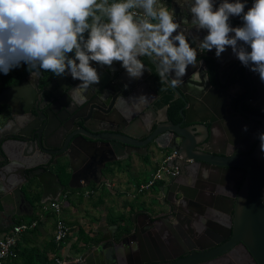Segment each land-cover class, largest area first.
<instances>
[{
	"label": "water",
	"instance_id": "obj_1",
	"mask_svg": "<svg viewBox=\"0 0 264 264\" xmlns=\"http://www.w3.org/2000/svg\"><path fill=\"white\" fill-rule=\"evenodd\" d=\"M166 3L170 10L175 9L176 17L182 22V26H190V23L187 22L191 18L189 12L191 0H166ZM232 25L239 26L236 23H232ZM185 34L189 36L190 42L194 41V47L198 45L199 39L202 38V33H198L196 30L188 31ZM228 51H231V49ZM207 56L215 64L213 79L211 80L203 69L198 56L196 66H189L187 74L183 77V83L177 86H172L170 82L173 78L172 76L167 79L160 77L156 63H154L153 58L149 57H145V62L143 57L140 58L145 65V71L139 79L129 78L118 62L114 64V72L108 68L100 69L99 66H96L101 73L100 83L93 85L87 91L79 93V96L85 98V100L81 102L80 110L74 114L75 125L80 129L74 133L78 138L76 145L73 146V142H67L60 148V146L57 147L47 143L49 148H58L59 150L45 153L38 149L39 145L41 146L40 140L37 142L38 147L36 149L35 144L21 139V134L20 138L9 136L4 138V142L0 140V206L2 212H6V206L16 208L22 206L28 210V212H23L24 215H31L33 208L25 197L23 187L27 186L30 192L35 190L36 185L30 182L32 178L36 179V184L41 189L39 201L41 205L49 201H58L61 196H65L63 195L65 189L58 175L53 173L47 165V161L54 155L56 156L55 159L63 160L62 167L65 168L66 172L69 171L70 179L67 188L69 190H83L89 187L91 183L94 185L100 184L102 170L105 165L126 158L128 154L132 153L129 148L133 149L135 154L146 155L145 147L152 139L168 138L171 141H182L184 144L189 137L190 130H192L197 136H200L202 131L205 132L203 141L207 144L211 143L215 120L213 118L197 117L196 114L202 112L200 109H196L192 117L188 110L192 111L194 105L199 103V101L201 104L204 102L208 106H218L220 104L218 96L228 94L227 86L231 77L228 80L221 79V74L219 70L217 71V68H221L222 59L215 57V50L209 52ZM223 56L224 54L221 57ZM32 73L27 75L25 81L18 86L0 92V106L11 105L10 101L15 100L19 105L23 106L21 112L24 114L28 113L29 104H31L35 93L33 87L36 86L39 79L38 73L36 75H32ZM153 73L158 75L164 86L173 93V98H177L182 102L181 119L190 126L187 128L190 130L183 129L180 125H175L169 121L167 107H164L162 112H160L163 118L162 116L161 118L159 117L160 113L152 105H146L142 108L143 103L140 102L139 93L142 90H150V86L157 85V81L152 75ZM251 76H253V73L245 68V77L250 79ZM63 78L69 81L67 88H65L68 91L79 83L70 76ZM205 93H207V97L209 96L208 100L207 97L204 99L203 95H206ZM22 97L23 99L20 100ZM137 98L139 101H137ZM87 105L91 106L90 109H86ZM202 109L203 113L206 110L208 111L206 107ZM238 109L240 118L245 122L244 127L247 126V131H244L243 128L239 138L249 139V123L254 120L246 112L241 111L240 106ZM13 115H16V112ZM97 124H100V126L116 124L120 129L116 131L110 128L97 129L95 127ZM7 127L0 131V138L9 132ZM134 127L144 129V135L153 129L152 135L148 140L140 141L144 135L135 136L132 132ZM105 131L109 136L103 137L102 133ZM34 133L38 134L37 131ZM39 138L41 139V135H39ZM6 140L10 142L7 143ZM139 149L142 150V153L138 152ZM207 153L212 158L205 156L199 158V161L205 166L219 171L218 175L221 176L223 180L221 184L224 187L231 188L233 183L230 177L239 175V178L236 179L235 194L230 195L224 192L219 194V201L228 202L229 209L221 212L216 211V215L219 217L223 216V219L228 221V223L223 224L224 222L218 221L217 218L211 220L215 226L212 224L207 226V236L216 240L217 234L226 233L225 240L234 237L238 241L242 240L250 249L252 246L249 245V242L255 243L256 241L261 243L262 246L258 250L261 252V257L258 259L264 262V208L260 203L259 197L264 179V153L260 152V144L254 145V143H251L246 150L235 149L233 152L228 153H216L209 150ZM37 158H40V161H37ZM43 158L46 161L42 160ZM55 163L53 161L52 165H55ZM31 169H34L33 172L28 174L27 171ZM188 172L190 176H194L192 172ZM229 172H233V174ZM172 189L173 186H170L169 194L173 192ZM163 194L166 195V193ZM178 195H180L179 192H174L173 194L174 198H177ZM169 201L167 199L166 202H160L159 200L150 202L149 211H145V213L143 211L137 212L143 214L154 225L153 232H148L147 234L150 235L151 243L155 246V252L158 254L159 250L152 237H157L158 239L164 233L168 235L170 231H173L174 224H176V219L172 216V205L168 204ZM164 207L166 208L164 209ZM11 212L7 213L10 214ZM12 213L14 214V212ZM14 215L20 216L22 214L21 211H16ZM234 218L240 220V225H236L237 222ZM160 220L166 222V228L164 225L161 226L159 224ZM131 223V227L123 224L120 227H116L110 234L101 232V237L97 244L85 249L78 257L68 258L67 262H72L65 264H149L157 262L172 264L167 258L162 257L159 260L154 258L138 259L139 256L143 257L147 253L151 255L154 253L149 242H146L148 248L146 252L143 245L136 240V237L143 233L144 230L136 223L135 216L132 217ZM197 242L190 239L187 240V247L184 253L189 252L191 257L188 261L185 260V263L196 262L204 258L202 252L204 250L208 252L212 248V245L202 246ZM184 244V242L181 243V246H184ZM83 246L88 247L87 245ZM196 250L201 253L198 254L195 252ZM92 251L95 253L94 255L98 254V256L94 257ZM94 258L95 260H93ZM174 264H178V262Z\"/></svg>",
	"mask_w": 264,
	"mask_h": 264
},
{
	"label": "flooded vegetation",
	"instance_id": "obj_2",
	"mask_svg": "<svg viewBox=\"0 0 264 264\" xmlns=\"http://www.w3.org/2000/svg\"><path fill=\"white\" fill-rule=\"evenodd\" d=\"M250 3L251 0H249V4ZM231 22L238 25L241 24L239 18H233ZM188 27L190 28V31L196 30L195 28H191V26ZM201 33L202 37L206 34L204 32ZM207 55H209V52L199 56V59L203 61L201 65L212 80L215 71V64ZM221 59V68H217V71L219 70L222 80H228L231 77L227 86L228 94H221L218 96L220 104L218 106L214 105V109H212V105L208 106L204 102L201 104L199 101V103L194 105L192 111H190V109L188 110V113L191 114L192 117L193 112L196 111V109H200L202 112L196 114L197 117L213 118L215 120L211 143L207 144L203 141L205 138V132L202 131V134L197 136L194 131L187 129L190 126L182 121L180 115L181 108L183 107L182 102L177 98L174 99L173 93L164 85L162 87L159 86V76L153 73L152 75L157 81V85L150 86V90L153 89L154 91H152L155 92L151 105L157 112L163 110L164 107H167L169 121L175 125H180L183 129L191 131L188 134L189 137L187 141L183 144L182 141H171L168 140V138L159 140L152 139L145 147L146 155L135 154L133 153L134 150L129 148L132 153L128 154L126 158L105 165V168L102 170L100 184L94 185L91 183L89 186L90 190L88 191L90 193L96 190L102 192L103 188L108 184L106 178L111 175V173H109L110 170H112L113 175L120 174L123 178L127 177L128 174L136 175L139 171H145L143 175L148 177L157 167L158 159L161 161L168 159L166 162L168 172L162 174L150 190L145 191L149 194L147 196L148 199L142 202L143 204L141 203L142 205L138 206L125 222L127 227H131L132 217L135 216L136 223L144 230L143 233L136 237V240L143 245L146 252L148 249L146 242H149L153 250V255L147 253L143 257L139 256L138 259L140 260L152 258L159 260L162 257L167 258L172 264L175 262H178V264L185 263L184 261H188L191 257L189 252L184 253V250L187 247V240L190 239L198 241L197 243L202 246L212 245V248H210L211 250L208 252L206 250L202 252L204 258L196 262H188L185 264H264L261 259H258L261 257V252L258 251L262 246L261 243H257L256 241L255 243L249 242V245L252 246L250 249L242 240L238 241V239L236 240L234 237L225 240L226 233L217 234L216 240L209 238L206 234L207 226L212 224L211 220L217 218L218 221L224 222L223 224L228 223V221L223 219V216L219 217L216 215L218 211L221 212L229 209L228 202L219 201V194L223 192L230 195L235 194L236 179L239 178V175L230 177L231 182L233 183L231 188L227 186L224 187L221 184L223 183V180L221 176L218 175L219 171L205 166L199 161V158L205 156L210 157L207 153L209 150L215 151L216 153L233 152L235 149L246 150L251 143L259 145L260 141L258 135L264 133V83H261L258 76L255 74H253L250 79L246 78L245 68L234 58L231 51H226ZM31 72L38 73L39 79L36 86L33 87L35 93L31 104H29V111L27 114L21 112L23 106L19 105L15 100L10 101L12 103L11 105L14 106H11L10 104L1 105L0 131L8 126L7 128H9V132L1 137L0 140L4 142V138L9 136L20 138L21 134V139L35 144L36 149L38 147L37 142L40 140L41 146L39 145L38 149L45 153L48 151L59 150L58 148H49L47 143L57 147L60 146V148H62L67 142H73V146L76 145L78 143V138L74 133L80 129L75 125L76 120L74 119V114L80 110L81 96L78 94L75 99H70V93H72L73 89L70 91L65 89L67 88L69 81L65 80L63 77H56L51 72L39 70H33ZM26 77L17 83H12L16 81L13 78L7 83V85H4L0 79V92L18 86L25 81ZM163 94H170L174 101L181 104L176 117H171L168 113L169 106L162 104ZM205 94L206 95H203L204 99L207 97V93ZM212 96L214 95L212 94ZM208 97L207 100L209 99ZM22 99L23 97L20 100ZM83 100H85V98H83ZM137 101H139L138 98ZM239 106L241 111L246 112L250 118L254 120L252 123H249V139L242 137L239 138L240 132L245 124L238 114ZM90 107L91 106L87 105L86 109H90ZM203 107H206L208 111L206 110V112L203 113ZM14 112H16V115H13ZM95 127L97 129L110 128L114 131L120 129L116 124L101 126L100 124H97ZM33 129L36 130L33 131ZM35 131H37L38 134H35ZM132 132L135 136H142L144 135L145 130L141 127H134ZM152 132L153 129H151V132L142 136L140 141L148 140L152 135ZM102 134L103 137L109 136L106 131ZM39 135H41V139L39 138ZM6 142L9 143L10 141L6 140ZM138 152L142 153V150L139 149ZM55 157V155L51 156V159L47 161V165L53 173L58 175L61 184L64 186L65 191L63 195L80 193L81 190H69L67 188L70 179L69 171L66 172L65 168L62 167L61 164L63 160L59 158L55 159ZM36 160L40 161V158H37ZM42 160H45V158ZM53 161L56 162L55 165H52ZM34 169L28 170V174L32 173ZM188 171L192 172V175L194 176H190ZM229 173L233 174V172ZM30 182L36 185L35 190L30 192L28 187L24 186L23 191L27 201L34 210L37 203L33 206L31 200L36 192H39L41 197V189L36 184L37 182L35 178L30 179ZM138 184H135V190ZM166 186H168V188H166ZM170 186H173V192L169 194ZM174 192H179L180 195H178L177 198H174ZM163 193H166V195ZM128 196L132 195L128 194ZM259 197L260 203L264 208V179ZM167 199L170 200L168 204L172 205V216L176 219V224H174L173 231H170L168 235L164 233L163 236H160L158 239L157 237H152L159 250L158 254L155 252V246L151 243L150 235L147 234L148 232H153L154 225L143 214L137 212L143 211V213H145V211H149V206L152 202H155L156 200L166 202ZM165 208L166 207H164V209ZM215 208L217 209L215 210ZM19 209L24 212L27 211V209L22 206H20ZM11 211L14 212L15 210ZM234 220L237 222L236 225H240V220L236 218H234ZM159 224H161V226L164 225L166 228V222L164 220H160ZM212 225L215 226L214 224ZM95 232L96 230L91 232V234L89 233V235L91 236L95 234ZM96 234H99L101 237V233ZM183 242L185 244L184 246H181V243ZM89 244L90 245L87 249L94 245L93 243ZM195 252L198 254L201 253L199 250H196ZM92 254L94 257L98 256V254L94 255L95 253H93V251ZM149 264L165 263L157 262Z\"/></svg>",
	"mask_w": 264,
	"mask_h": 264
},
{
	"label": "clouds",
	"instance_id": "obj_3",
	"mask_svg": "<svg viewBox=\"0 0 264 264\" xmlns=\"http://www.w3.org/2000/svg\"><path fill=\"white\" fill-rule=\"evenodd\" d=\"M189 12L191 28L206 33L196 47L166 0H0V74L27 66L70 76L79 82L70 93L75 99L100 83L96 66L114 72L118 62L139 79L140 58L149 57L177 86L198 56L215 50L219 59L231 49L264 83V0H191ZM233 18L241 24L233 26ZM258 139L264 153V133Z\"/></svg>",
	"mask_w": 264,
	"mask_h": 264
},
{
	"label": "crops",
	"instance_id": "obj_4",
	"mask_svg": "<svg viewBox=\"0 0 264 264\" xmlns=\"http://www.w3.org/2000/svg\"><path fill=\"white\" fill-rule=\"evenodd\" d=\"M143 61H146V58L143 57ZM153 90V89H152ZM152 90H142L139 93V97H140V102L143 103L142 108H144L146 105H151V102L154 99V93ZM162 112L159 111V113ZM163 118V115H161V113L159 114V117ZM113 176V175H111ZM115 176V175H114ZM147 178V176H143L141 179L137 180L138 182H136L135 184L137 185L138 183L143 182L145 179ZM127 178H123L122 175L117 174L114 177V181H110L108 182L109 184H111L112 186L109 188V191H105L103 190L102 192L99 191L96 193V191L91 192L88 197L86 199H88L91 194L96 193V197L93 203H95L97 200L98 202L93 205L90 204L88 205V207H85L83 209L84 212L87 214L86 216H81L83 214H81L77 209L74 210V218H70L69 220H66V218L64 217L65 222L70 225L72 227V231L78 227L79 229V234L78 236H76L75 238H71V234L69 239L67 240L66 244H65V248H63L62 253L60 256L58 254H50L49 256L51 257V259H53L55 256L58 255V257L60 259L66 258L69 254V251L71 249V247L76 244V242H78V239L80 237V231L82 230L83 226L82 225H87L89 226L88 229H90V232H93L94 230H96V233H101V232H107V234H110V232H113L116 227H120L123 224H125V222L128 220V218L130 217V215L138 208V206L135 205H131L132 209L130 211L127 210V204L125 202H128L132 197L133 199H137L141 197V202H144L146 199H148V192H144V193H137L136 190L134 189L135 184H131L130 181H128ZM127 183V184H125ZM134 185V186H133ZM89 190V189H88ZM84 189V192L82 193L84 195L85 191H88ZM109 192V193H108ZM74 194H78L80 195V193H74ZM132 195V196H128ZM73 194L70 195H65V197H70ZM132 201V200H130ZM109 202H111V207H107V205H109ZM133 204V203H131ZM20 208V207H19ZM19 208L13 207V206H6L5 210L6 212L3 213L2 212V208L0 206V229L2 230V233H0V238L4 235L7 234L10 229L11 226L13 225V223L19 221V222H25L24 218L25 217H29V221H31L30 217L32 216V214H40L38 209H34L31 212L30 216L24 215V211H21ZM11 210H15L14 214L16 211H21L20 216H15ZM93 210L97 213V211H101L99 212L98 215L96 216H92L91 218H88L89 215V211ZM7 212H11L10 214H8ZM24 212V213H23ZM28 212V210L26 211ZM113 215L115 217H113ZM50 216H47L45 218H42L39 216V223L37 225V227L33 230H30L28 232L23 233L20 236L18 245H17V257L14 259H10V260H6L5 262H3L2 264H23L25 259H28L29 257V253L31 252H35V251H39L42 252L44 250L47 251H52L53 248L50 247V245H48L50 242H52L53 240V229H54V223L53 220L50 221L49 220ZM123 217V220H120V218ZM85 220H84V219ZM113 221L115 224H113ZM112 222V223H111ZM84 223V224H83ZM103 230V231H102ZM94 235V234H93ZM90 237V236H89ZM81 244V246L83 245H88V244H83L82 242H79ZM52 249V250H51ZM23 252H25L23 254ZM95 260V258L93 259ZM51 264H55L54 263V259L51 260ZM94 263V261H93ZM35 264H43L40 260H35Z\"/></svg>",
	"mask_w": 264,
	"mask_h": 264
},
{
	"label": "built area",
	"instance_id": "obj_5",
	"mask_svg": "<svg viewBox=\"0 0 264 264\" xmlns=\"http://www.w3.org/2000/svg\"><path fill=\"white\" fill-rule=\"evenodd\" d=\"M168 159H164L160 161L157 167L150 173V175L136 187L137 193H142L150 190L155 182L160 178V176L166 172H168V168L166 167V162ZM108 188H110L111 184H106ZM90 194L89 191H86L83 197H87ZM50 213L54 216V229H53V241L57 245V247L62 248L63 245L66 244L69 235L72 232V228L65 222L62 217V206L58 201H49L42 205L41 212ZM42 217V215H40ZM39 223L38 219L31 220L29 222H20L11 227L10 231L7 234H4L0 238V264L5 262L6 260L14 259L17 257V245L20 239V236L33 230L37 227ZM66 258L60 259L58 256L54 257L55 264H65L72 261L67 262ZM77 261V260H74Z\"/></svg>",
	"mask_w": 264,
	"mask_h": 264
},
{
	"label": "rangeland",
	"instance_id": "obj_6",
	"mask_svg": "<svg viewBox=\"0 0 264 264\" xmlns=\"http://www.w3.org/2000/svg\"><path fill=\"white\" fill-rule=\"evenodd\" d=\"M22 68H23V66L20 67V68H18V69H15V70L11 71L10 74H13L15 71H21ZM160 161H161L160 159L157 160L158 163ZM144 172L145 171H139L136 175L128 174L126 178H127L128 181H130L131 184H135L136 182H138L137 180L141 179L144 176L143 175ZM115 176L114 175L113 176L109 175L106 178V182L108 183L110 181H114V177ZM125 184H127V183H125ZM88 189L90 190V187L89 188L88 187L85 188V190H88ZM103 190L109 191L108 186H105V188H103ZM99 191L100 190H97L96 193L99 192ZM83 192H84V190H81V194L80 195L73 194L70 197L61 196V198L59 199V202L61 203V206H62V213H61V215H62L63 218L65 217L66 220H69L70 218H74L73 213H74V210L75 209H77L81 214H83L81 216H86L87 214L84 212L85 209H83V208L88 207V205H90V204L95 205L98 202V200H97L95 203H93L94 200H96L95 199V197L97 195L96 193L91 194V196L88 199H86L88 196L87 197H83V194H82ZM130 198H131L130 200H132V201L129 200L128 202H125L128 205L127 206V210L128 211H130L132 209V206L131 205H135V206H138L139 205L140 206V205L143 204V203L142 204L140 203L141 202V200H140L141 197L140 198H137V199H133L132 197H130ZM131 203H133V204H131ZM107 207H111V202H109V205H107ZM99 212H102V210L101 211H97V213L95 211H93V210H90L89 211L88 218H91L93 215L94 216L98 215ZM47 214H50V213H44L42 211V212H40L39 216L42 215V218H45V217L48 216ZM50 215H51V217H49V220L52 221L53 218H54V216L52 214H50ZM113 217H115V216L113 215ZM24 220H25V222H29V217H25ZM53 223H54V220H53ZM87 225H82L83 228H82L81 232H82L83 238H85V237L87 238V235L90 236L89 233L91 234V232H90L91 230L88 229L89 226H87ZM78 234H79V229H78V227H76L71 232V238H75L76 236H78ZM63 248H65V245H63L62 248H58L57 249V254L59 256L61 254H63L62 253ZM85 249H87V247L86 246H81V244L79 243V244H77V247L76 248L73 247V246L71 247L68 256H69V258L78 257V256H80L84 252Z\"/></svg>",
	"mask_w": 264,
	"mask_h": 264
},
{
	"label": "trees",
	"instance_id": "obj_7",
	"mask_svg": "<svg viewBox=\"0 0 264 264\" xmlns=\"http://www.w3.org/2000/svg\"><path fill=\"white\" fill-rule=\"evenodd\" d=\"M38 70V69H37ZM31 71H33V69H27V66H23L22 70L21 71H15L13 74H9L7 76L1 74L0 75V79L2 81V83L4 85H7V83L11 80V79H15L16 81L15 82H12V83H17L19 82L21 79H23L24 77H26ZM39 71H42V70H39ZM45 72V71H44ZM158 84L159 86H163V82L160 80V78L158 79ZM1 90V88H0ZM162 104L164 105H168L169 106V110H168V113L169 115L172 117H176V114H177V111L178 109L181 107V104L177 101H174L172 96L170 94H163V100H162ZM109 173H111V175H113V172L112 170L109 171ZM39 199H40V193L39 192H36L31 200V204L34 206L36 203H37V206H36V209L39 210V212H41V208H42V205L39 203ZM48 216H50V214H47ZM31 220H34V219H39V214H32V216L30 217ZM120 220H123V217L120 218ZM20 222L17 221L15 223H13L12 226L16 225V224H19ZM112 223V222H111ZM113 224L114 221H113ZM11 226V227H12ZM70 226V225H69ZM71 227V226H70ZM72 228V227H71ZM0 233H2V230L0 229ZM70 237V235H69ZM99 234H94V235H91L90 237L87 235V238H83L82 236V232L80 231V237L78 239V242H76V244L73 245V247H77V244H79V242H82L83 244H88L89 243H97L98 240H99ZM69 239V238H68ZM48 245H50L51 248H53L52 251H47V250H44L42 252H39V251H35L34 253L30 252L29 253V257L28 259H25L24 263L23 264H35V260H40L43 264H51V257L49 256L51 253L54 255V254H57V249L59 247H57V245L54 243V241L52 240V242H50ZM17 250V249H16ZM18 252V250H17ZM25 252H23L24 254ZM58 256V255H57Z\"/></svg>",
	"mask_w": 264,
	"mask_h": 264
}]
</instances>
